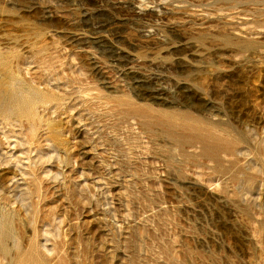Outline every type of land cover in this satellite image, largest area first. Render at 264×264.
I'll list each match as a JSON object with an SVG mask.
<instances>
[{
	"label": "rangeland",
	"instance_id": "1",
	"mask_svg": "<svg viewBox=\"0 0 264 264\" xmlns=\"http://www.w3.org/2000/svg\"><path fill=\"white\" fill-rule=\"evenodd\" d=\"M0 122V264H264V0H0Z\"/></svg>",
	"mask_w": 264,
	"mask_h": 264
},
{
	"label": "bare ground",
	"instance_id": "2",
	"mask_svg": "<svg viewBox=\"0 0 264 264\" xmlns=\"http://www.w3.org/2000/svg\"><path fill=\"white\" fill-rule=\"evenodd\" d=\"M30 90H31V93H34V94L38 95V96H37V102H40L41 104H44V96H42L41 94L39 95V93H41V92L38 91L36 88H33V87L30 88ZM19 119H20V118H16V119H14L13 121H15V123L10 122L9 120H6V121L9 122V125L15 127V126H17L16 122L19 123ZM19 124H20V123H19ZM20 125H21V124H20ZM20 125H18V126H20ZM21 127H22V125H21ZM31 127H32V125L29 127V129H30ZM0 132H1V135H2L4 138H9V137H11V136L14 137V135H11L12 131L9 130V129L5 130V127L2 125L1 122H0ZM8 133H9L10 135H8ZM3 137H2V138H3ZM16 141H17V142L19 143V145H21L22 147H23V144H25V143H26V144H27V143H30L29 141H27V139H26V142H23V141H20V140H16ZM24 153H25L26 159H27V161H29L30 165H33V167L36 166V165H35L36 162L33 161L32 157H30V150H29V149H25V150H24ZM1 158H2V156H1V154H0V160H2ZM21 167H24V166H17V169L20 171V175H26L25 172H23V170L21 169ZM33 174H35V173L33 172ZM12 185H13V189H15L16 192H18V191H19V190H18V188H19L18 183H17V182H14ZM20 192H21V191H20Z\"/></svg>",
	"mask_w": 264,
	"mask_h": 264
}]
</instances>
